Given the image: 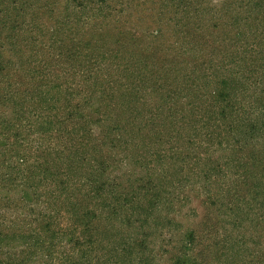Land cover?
<instances>
[{
    "label": "rangeland",
    "instance_id": "obj_1",
    "mask_svg": "<svg viewBox=\"0 0 264 264\" xmlns=\"http://www.w3.org/2000/svg\"><path fill=\"white\" fill-rule=\"evenodd\" d=\"M125 1L0 0V28L4 25L5 30L8 31L7 34L6 31L4 34L0 33V48L8 52L6 59L11 63L0 57V70L5 69L4 72H0V141L5 143L4 145L0 143V217L6 219L1 221L3 226L13 219L11 213L20 215L19 209L26 210L23 208L24 205L27 208L29 206L23 200V202L18 199L14 201L11 198L12 192L27 190L29 195H32L36 190L51 193L52 190L57 189L53 183L48 182L49 173L39 175V177L41 175L48 177L45 181L50 184L49 188L48 185L40 182L34 180L29 182L22 178H13L15 183L13 185L3 178L7 171L12 175L11 164L15 165L14 162L18 161L20 156L27 160L28 165L40 159L37 162L38 166L47 165L46 155L39 156L41 132L37 130V126L31 129L28 125L37 122L35 114L37 101L27 97L29 101L27 109L31 113L27 114L26 121L19 122L20 120H16V116L10 112L11 107L5 104L3 95H9L11 99L9 102L13 104L19 101V97L26 96L23 92L25 88H29L27 96L32 97L33 90L40 86L45 93L50 91L54 97H59V93L57 94L60 90L59 85L65 88L68 83H71L70 85L92 83L94 70L89 73L84 67L74 62L69 63L65 56L54 57V61L61 60L60 65L54 66L51 62H47L51 55L45 46L40 53L39 63H33L30 57L39 49L41 40L44 41L42 35L51 36V32L57 27H60L65 36L72 29V21L77 24L82 23L80 32L83 31L84 24H87L85 28H90L96 23L114 24L115 19H105L104 22L98 19L108 17L105 15L108 12H117L122 24L132 29L126 33L130 38L125 42L129 46L119 51V56H116L117 52L113 45L108 47L109 54L117 59L118 66L114 68V75L118 77L127 73L130 65L127 67L123 62L128 63V59L132 57L130 54L135 55L142 61L141 68L143 69L144 66L146 68L140 71L144 80L132 83L133 88H131L133 91L136 88L140 93V101L152 102L151 107H153V102L163 104L165 98L172 96L177 97L181 102L176 110H173L177 114L178 124H172L169 118L172 116L171 113H163L154 126H147L146 121L150 119L147 120L145 118L147 115L142 113L141 117L137 118L138 129L130 127L127 132L123 130L122 142L114 149L115 158L120 159L121 163L119 169L111 174V179L117 176L118 182H127L135 193L150 190L154 191L153 198L156 195L166 197L163 198L164 204H159V209L163 210L162 220L165 222L169 218L171 225L163 228V232L157 231L156 238H151L155 241L152 248L155 247L156 258L149 257L148 260L141 258V260L146 264H151L155 260V264H171L172 255L182 239L181 233L190 228L195 233L192 246L196 249L195 256L200 264H264V170L261 169L263 166L258 165L253 168L255 173L252 176L255 178L252 177L248 182L244 183L239 178L241 177L239 172H243V169L236 162L229 166L236 148L233 135L235 134V137L239 135V125H235V131L228 130L225 128V119L217 113L219 107H222L226 101L235 102L240 107V112L242 107L246 112L254 109L259 113L264 110V0H194L192 17L194 9L202 3L205 13L202 16L196 15V18L192 19V28H194L191 32L185 29L186 34L181 32L183 26L180 28L174 26L182 14L177 12L174 17V10L168 4L170 0H140L127 13L125 10L121 15L120 10L126 7ZM160 1H166L162 8ZM256 1H260L258 2L260 4L257 5ZM92 8L96 10L93 11ZM167 9L171 15L165 13ZM101 13L104 15L95 19L94 16ZM169 17L173 20V24L171 20H167ZM166 21L171 25L164 26L163 23ZM77 28L79 27L75 25L74 30ZM110 29L111 26H98L90 36L92 41L98 45L118 41L115 33H110ZM152 29L161 32L154 33L155 30ZM142 32H147L149 35L139 37V33ZM152 34L155 36H151ZM11 47L21 49L23 54L20 53L19 57H16L15 53L7 51ZM126 49L130 51L126 53ZM13 62L21 66H34V69L29 73H25L24 69L16 71ZM149 62L151 63L148 64ZM125 66L124 72H121L120 70ZM161 66L167 67L168 71L160 68ZM67 71L69 74H66L65 79L61 73ZM88 73L91 77L86 81L84 76ZM101 76L106 79L111 77L110 74L105 75V72ZM125 83H128L127 80L122 79L112 85L122 92L116 99L117 109L112 108L103 112V115L92 117L94 122L88 127L93 129V135L100 131L102 124L108 128L118 122L123 125L128 119L133 118L129 116L130 111L119 108L121 99L131 91L124 94L122 88L125 87ZM90 86L93 90V85ZM158 88L161 91L155 92L154 90ZM233 91L235 95H231ZM249 96L253 97L252 100ZM44 103L46 105L54 103L57 106L49 112L62 113V103L53 101L52 98H46ZM187 105L189 106L186 110L179 114L178 109ZM142 108L145 112L150 110V106ZM258 121L261 119L258 118ZM18 123H21V126ZM229 123L234 125L230 120L227 125ZM60 125L63 124H57L54 128ZM65 125L72 126L68 123ZM140 126L146 129L139 130ZM45 130L48 132L46 126ZM18 132L21 136H16ZM72 137L75 140L78 138L79 143L82 142L81 148L85 150L92 141L91 135L85 133L80 138L76 134ZM245 138H248V135ZM45 143L47 144L46 141ZM71 143L73 140L68 139L67 144ZM54 150H57L56 147ZM52 154L54 157L57 156L56 152ZM86 155L90 158L89 152ZM66 167L67 165L63 164L58 165L56 169L61 173V169ZM101 168L104 170L102 164ZM204 173L208 174L209 179L199 178ZM89 177L92 176L78 173L70 183L75 186L78 184V188L84 190L86 189L84 184ZM22 182H29L30 186L21 184ZM16 183H18L17 187ZM58 189L60 192L57 196H62L63 192L59 187ZM170 193L175 197L173 203L166 201L170 198ZM62 197L64 199L69 196L63 194ZM100 197L96 198L98 207L106 198L102 195ZM80 200L83 207L88 209L89 199L81 197ZM49 202L56 204L57 200H49ZM74 203L72 202L71 206H74ZM5 204L8 206H4ZM125 208L128 209L129 206ZM53 210L55 207L51 208L49 213L54 214ZM62 210L58 218L60 221L62 219L63 226L69 221L66 218L70 214L65 210V206H62ZM71 212L76 217V209ZM27 213V210L23 211L21 217L15 221L23 225L24 222L21 221L27 219ZM118 213L121 216L124 212ZM109 214L113 215L110 211ZM153 215L148 217L144 229H138L141 223L137 221V216L134 217L130 243L138 259L143 256L138 246L145 238L144 233L148 232V223L150 221L155 223ZM116 225H120L119 220ZM124 228L125 225H122L121 230L123 231ZM76 232L78 233V230ZM128 232L126 229L125 233ZM62 237L69 238L66 233ZM21 238L6 241L0 237V246L23 248L22 246L26 244ZM37 239L46 241L47 238ZM69 247V244L65 245L66 249ZM83 249L87 253L90 249L89 244L86 243ZM38 257L31 264L41 263L40 258L47 259L43 256Z\"/></svg>",
    "mask_w": 264,
    "mask_h": 264
},
{
    "label": "trees",
    "instance_id": "obj_2",
    "mask_svg": "<svg viewBox=\"0 0 264 264\" xmlns=\"http://www.w3.org/2000/svg\"><path fill=\"white\" fill-rule=\"evenodd\" d=\"M138 1L140 0H126V7L120 10L121 15H123V11L125 10L127 13L130 8H133L136 2L138 3ZM193 1L194 0H170L168 3L170 8H173L174 10V17L177 12L182 14L178 17L174 26L177 28L183 26L181 32L185 34L187 32L185 29H188V32H191V29L193 30L194 28H192V19L196 18V15L202 16V14L205 13L204 5L202 3L199 4V8L197 7L194 9L192 17L191 10L194 6ZM164 2L166 1L159 2L162 3L161 8L164 5ZM258 2L260 1H256L257 5L260 4ZM30 7L31 5L29 8ZM92 10L95 11L96 9L92 8ZM165 13L171 15V12H169L168 9ZM103 15L104 14L102 13L96 14L94 17L97 19ZM105 15L108 17L100 18L98 20L104 22L103 20L105 19H115L114 21L116 24L96 23L90 28H85L87 24H84L83 31L80 32V29H82V23L77 24L72 21V29L70 33L65 34V36L62 34L60 27H57L54 32H51V36L47 34L42 35L44 41L41 40L39 43V49L30 57V60L33 63H39L40 53L45 46L51 55V57H48L47 62H51L54 66L56 64L60 65L61 62V60L54 61V57L65 56L69 63L74 62L77 65L84 67L89 73L94 70L92 83H87L85 85H83L84 83L79 85H70L71 83H68L65 88L59 85L60 90L57 91L59 97H54L50 91L45 93L40 86L33 90L32 97L27 96L29 88H25L23 92L26 96H23L22 98L19 97V101L13 104L9 102V100H11L8 97L9 95H3L5 104L11 107L10 112L16 116V120H20L19 122L26 121L27 114L31 113V111L27 109V104L29 102L27 101V97L37 101L35 111L37 122H33L32 124L29 123L28 125L31 129L32 127L34 128L37 126V130L41 132L40 139L42 143L40 146L41 149L39 150V156L42 157L46 155L45 161L47 162V165L38 166L39 164L37 162L40 161V159L28 165L27 160L20 156L18 161L14 162L15 165L11 164L12 175L7 171L5 175L3 174V178L9 180L13 185L15 184L13 178H22L29 182H31L30 180H34L41 184L48 185V188L50 187L49 183L51 182L57 189L52 190L51 193H49V191L45 192L42 190H36L32 195H29L27 190L12 192L11 198L14 201H17L18 199V201L23 200L25 201V204H29L28 208L26 205L23 207L27 210L28 217L25 221H21L24 222L23 225H21L20 222L15 221L21 217L23 211H26L19 209L21 214L16 215L11 213L10 215L13 219H11L10 223L5 226H3L1 221L6 219H1L0 217V237H3V239L7 241L18 239L23 236L21 240H24L26 245L22 246L23 248L20 249L6 248L8 245H4L5 248L0 246V264H31L39 258L38 256L47 258H40L39 261H41V263L38 262V264H146V262L143 263L141 258L145 260H148L149 257L156 258L154 255L155 247L152 248L155 241H152L151 238H156L157 231L163 232V228L171 225L169 218L166 219L165 222L162 220L164 219L162 217L163 210L159 209V204H164L165 199L163 198L166 197L162 198L156 195L153 198L152 195L154 194V191L150 190L148 192L138 191L135 193L133 187L128 185L127 182H118L116 180L117 176H114V178L111 179V174L119 169V164L121 163L120 159L115 158L114 149L122 142L123 130H126L127 132L130 127H136L138 129L137 118L141 117L142 113L147 115V117H145L147 120L150 119L149 121H146L148 122L147 126H154L156 120L159 119L163 113H171L172 116L169 118L171 119L172 124H178L179 121H177V114L174 111L176 110L177 105L181 102L180 99L172 96L165 98L163 104L153 102V107H151L152 102L140 101V93L136 91V88H134V91L133 89L131 90V88H133L132 85L136 81L144 80L140 71L142 72V70L146 68L145 66L143 69L141 68L142 66L140 64L142 61L137 56L136 58L135 55L130 54L132 57L128 59V63L122 61L127 67L130 65L127 73H123L118 77L114 75V68L118 66L117 59L114 55L109 54L108 47L113 45L117 52L116 56H119L118 52H121L122 49L129 46L125 41L130 37L129 35H126V33L132 28L122 24V21L117 16V12H108ZM167 20H171L173 24V20L170 17ZM119 23H121V25ZM163 24L166 27L167 25H171L168 21ZM75 25L79 28L74 30ZM102 25L107 27L111 26L112 29H110V33H115L118 41H112L111 43H103L100 45L95 44L90 36L94 33V29ZM35 26H37V24ZM154 30L155 29H152V31ZM5 31L7 34L8 31L7 29L5 30L3 25V27L0 28V33L4 34ZM160 32L161 31L157 29L154 31V33L158 34ZM103 34L105 35L104 32ZM142 35L143 37H146L149 34L147 32H142V34L139 33V37ZM151 36L155 35L152 34ZM137 48L138 47H136V49ZM0 50L2 54V56L0 54V57L7 60L6 62H9L8 59H6V56L9 55L8 52L2 48H0ZM7 51L15 53L16 57H19L20 53L23 54V51L21 49L18 50L16 47H11ZM128 51L130 50L126 49V53ZM138 51L141 52L139 48ZM150 63L151 62L148 64ZM9 64L11 63L9 62ZM12 65L16 71L24 69L25 73H29L34 69V66H21L16 62H13ZM126 66L120 71L124 72L123 70H125ZM160 68H164V70L168 71V68L165 66H161ZM4 71L5 69L0 70V72ZM103 72H105V75L110 74V79L102 78L101 74ZM89 73L84 76L86 81L91 77ZM61 74H63L66 79V74H69V71ZM113 79L115 81H113ZM122 79L123 81L126 79L128 82L125 83V87L122 88L124 94H127V91L129 90L131 91L121 99V105H119V108L130 111L129 116L133 118L128 119L123 125H121V122H118L116 125L109 126L108 128L105 127V124H102L100 131L96 135H93V129H91L90 126L88 127L89 124L94 122L92 117L99 114L103 115V112L111 110L112 108L117 109L118 103L116 99L122 92L119 89H115L116 86L113 87L112 85L114 83L117 84V82H120ZM128 80L132 82L129 83ZM90 84L93 85V90H91ZM130 85L131 87H129ZM154 91L160 92L161 90L158 88ZM43 92L44 94H42ZM235 94V91L231 93V95ZM12 95L15 96L13 93ZM249 97L250 100H252L253 97ZM46 98H52L53 101L62 103V113L49 112L51 109H56L57 106L54 103L46 105L44 103ZM40 105L42 107H39ZM143 106H150L149 112H145L142 108ZM188 106L189 105L178 109V113H183ZM239 108L240 107L237 106L235 102L226 101L222 107H219L217 113L225 119V128H228V130L235 131V125H239V135H237V137H235V134L233 135L236 144L234 147L236 148L234 149V154L229 166H232L233 163L236 162L237 165L243 169V172H239V175L241 176L239 178L245 183L253 177L252 175L255 173L253 168L255 166L261 165L260 167L263 166L261 169L264 170V110L259 113L254 109L250 112H246L245 108L242 107V112H240ZM32 113H34V111ZM258 118H260L261 121H258ZM229 120L234 123V125L231 123L227 125ZM67 123L72 126L67 127L65 125ZM20 124L21 123H18L19 126H21ZM57 124L63 125L54 128ZM45 126L48 128V132H45ZM144 129L146 128L142 126L139 127V130ZM84 133L91 135L92 141L87 148L88 151L81 148L80 144H82V142L79 143L78 138L75 140V138L72 137V135L76 134L80 138L83 137ZM246 135H248V138H245ZM16 136L21 135L18 132L16 133ZM68 139H72L73 143L68 145ZM44 141H46L47 144H44ZM0 143L3 145L5 144L3 141H0ZM55 147L57 150H54ZM55 152L57 153L56 157L52 154ZM88 152L90 158L86 155ZM63 164H66L67 167L61 169L62 171L60 173V171H57L56 167ZM101 164L104 167V170H102ZM219 168H221V166ZM45 173L50 174L48 184L46 183L47 181H45L46 178H48L46 175H41L39 177L40 174ZM78 173L80 175L83 174L84 176H92L87 178V183L84 184L86 189L84 190L78 188V184L75 186L70 183L71 179ZM208 177V174L204 173L203 176H200L199 178L203 180ZM29 182H22L21 184L30 186ZM81 183L82 181L80 182V185ZM17 185L18 183H16V187ZM58 187L63 192L62 196L63 194H66L69 197L64 198V200L62 196H57L60 192ZM120 190L125 193L120 192ZM34 194H36V196ZM101 195L106 198L104 199L103 204H99V207L102 208L99 209L96 205V198H101ZM37 197H39L38 200L40 204L37 201ZM81 197L89 199L88 209L83 207L82 201L80 200ZM174 198L175 197L170 193V198L166 200L167 203H173ZM49 200H57V203L53 204L49 202ZM72 202H75L74 206H71ZM4 206L8 205L5 204ZM42 206L45 208H42ZM62 206H65V210L70 214L69 217L66 218L69 221L63 226L62 219L61 221L59 220L60 214L63 212ZM127 206H129L128 209L125 208ZM53 207H55V210H53L54 214H51L49 211ZM121 208H124V210ZM74 209L77 211L76 217H74L71 212V210ZM129 210H131V213H129ZM109 211L112 212L113 215H110ZM118 212L124 213L120 216ZM152 214H154L153 220L155 223H152L153 221L148 223V232L144 233L145 238L141 240L138 246V250L143 253V256L138 259V257L135 256L134 250H132V243H130L133 236L132 227L134 226V217L137 216V221L141 223L138 225V229H144V224H147L146 222L149 220L148 217ZM23 216H25V214H23ZM117 220L120 221V225H116ZM78 221H80L79 224ZM122 225H125L123 231L121 230ZM126 229L129 231L128 234L125 233ZM77 230L78 233L76 232ZM64 233H66L69 238L64 239L62 237ZM161 236L163 238V234ZM181 236L182 239L178 242L179 244L176 251L172 255L171 264H200L195 256L196 249L192 246L195 241L194 231L190 228L186 229V231L181 233ZM41 237L47 238L46 241H39L37 239ZM86 243H88L90 247L87 253H85L86 251L83 249V246L86 245ZM66 244L70 245L67 249L65 248ZM162 245H164V243ZM145 250L147 252H145ZM113 252L115 254H113ZM154 262H156V260Z\"/></svg>",
    "mask_w": 264,
    "mask_h": 264
}]
</instances>
